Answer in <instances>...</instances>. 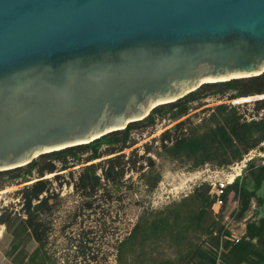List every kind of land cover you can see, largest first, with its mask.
I'll return each mask as SVG.
<instances>
[{"label": "water", "instance_id": "water-1", "mask_svg": "<svg viewBox=\"0 0 264 264\" xmlns=\"http://www.w3.org/2000/svg\"><path fill=\"white\" fill-rule=\"evenodd\" d=\"M262 73L264 0H0V171Z\"/></svg>", "mask_w": 264, "mask_h": 264}, {"label": "trees", "instance_id": "trees-1", "mask_svg": "<svg viewBox=\"0 0 264 264\" xmlns=\"http://www.w3.org/2000/svg\"><path fill=\"white\" fill-rule=\"evenodd\" d=\"M260 94H264V73L205 83L174 102L158 105L147 117L130 123L122 130L110 132L87 144L42 154L27 165L0 171V189L12 182L25 183L17 191L23 214L13 209H5L0 214V223L12 236L6 252L9 261L12 264H50V256L45 251L49 227L42 215L52 212L57 194L50 192L49 181L44 176L57 172L58 165L65 170L71 167V163L85 164L74 183L84 196L83 209L94 208L98 195H104L109 184L110 190L120 191L127 171L139 173V179L149 191H153L162 175L155 169V160L146 155L152 152V147L148 143L143 145L145 155L136 154L137 147L130 155L123 152L138 143L133 138L135 131L154 127L159 119H169L174 124L153 139L159 144L154 150L156 155L189 161L192 170L206 164L221 166L224 163L220 154L226 144L224 135L220 133L222 125L231 121L232 131L241 141H261L264 140V118L262 121L242 122V114L237 111L240 106L248 104L244 103L231 104L232 112L223 120L211 113L196 122L189 115L194 104L210 96L231 101ZM251 102L258 110H264V99ZM235 151L242 154L241 150ZM141 159L146 165L141 163ZM211 190L210 183H202L190 195L163 211H144L130 233L118 243V261L151 243L171 239L188 244L186 252L177 260L165 259L154 264H264V160L255 156L246 162L241 175L226 186L224 204L219 210L214 206ZM232 198L237 200L238 207L230 215L237 219L246 216L253 200L257 202L256 218L248 221L239 240L232 239L229 229L222 223L223 212ZM189 232H200L202 241H191L187 235ZM215 235H220L222 240L217 241ZM29 241L36 243L32 250L27 249ZM82 246L83 242L79 247Z\"/></svg>", "mask_w": 264, "mask_h": 264}, {"label": "rangeland", "instance_id": "rangeland-1", "mask_svg": "<svg viewBox=\"0 0 264 264\" xmlns=\"http://www.w3.org/2000/svg\"><path fill=\"white\" fill-rule=\"evenodd\" d=\"M248 99L242 98L237 101H244L241 104L248 103L240 106L237 111L242 114V122L262 121L264 110H258L251 102L252 100ZM231 104L232 101L228 99L210 96L195 103L189 115L196 122L211 113L219 120H223L224 117L228 118V113L232 112ZM173 124L169 119H159L154 127L135 131L133 138L138 143L123 151L130 155L137 147L136 154L145 155L143 145L148 143L152 147V152L146 155L155 160V169L162 175L161 181L153 191H149L144 182L139 179V173L127 171L120 191L110 190L109 184L107 192L102 196L98 195L94 208L83 209L84 196L76 189L74 183L85 164L71 163L69 164L71 167L65 170L58 165L57 172L46 173L44 178L49 181L50 192L57 194L52 212L42 215L49 227L45 251L50 256V264H154L165 259L177 260L186 252L188 244L161 239L157 244L151 243L134 254H127L120 262L117 259V245L130 233L144 211H163L190 195L202 183L216 182L218 184L219 181L230 178L233 174L240 172L251 157H261L264 160V140L241 141L233 133L231 121H228L222 125L220 131L226 141L225 149L220 154V160L224 164L221 166L206 164L192 170L189 161L171 160L164 155L158 156L154 153L159 144L153 139L159 137ZM235 149L241 150L242 154L238 155ZM141 163L146 165L142 159ZM99 173H101L100 170ZM24 184L12 182L0 189V214L5 209H13L23 214L17 191ZM256 204V200H253L252 207L246 216L237 219L232 217L230 212L238 207V202L235 198L228 201L223 212L222 223L227 225L232 237H241L248 221L256 218L254 216ZM215 211L218 212L217 209ZM187 235L191 241L201 242L203 239L200 232H189ZM215 238L219 242L222 240L220 235H215ZM11 239V233L4 224L0 223V264H12L6 256ZM81 242H83L82 248L79 247ZM35 244L34 241H29L27 249L32 250Z\"/></svg>", "mask_w": 264, "mask_h": 264}, {"label": "built area", "instance_id": "built-area-1", "mask_svg": "<svg viewBox=\"0 0 264 264\" xmlns=\"http://www.w3.org/2000/svg\"><path fill=\"white\" fill-rule=\"evenodd\" d=\"M242 98H249L248 100L255 101V100H259V99H264V94H260V95H256V96H250V97H242ZM242 98L231 100L232 104H241V102H244V101H241V102H236V101H238ZM246 102H247V100H246ZM251 158H249V159H251ZM243 166L245 167L246 164ZM236 176H238L237 173L233 174L230 178H227L224 181H219L218 184L216 182L210 183V185L212 187L211 193H212V196L215 198V205L214 206L217 209H218V207L221 208V206H223V204H224L223 196L225 194V188L229 183H231L232 179H234ZM226 227H227V225H226ZM244 233H243V235H244ZM230 236L232 239H235V240H239L242 237V236L239 238L236 236L232 237V233L230 234ZM219 264H221V263H219Z\"/></svg>", "mask_w": 264, "mask_h": 264}, {"label": "crops", "instance_id": "crops-1", "mask_svg": "<svg viewBox=\"0 0 264 264\" xmlns=\"http://www.w3.org/2000/svg\"><path fill=\"white\" fill-rule=\"evenodd\" d=\"M245 165V164H244ZM244 168V167H243ZM242 173V169L240 170V172H237V174H241ZM235 179V178H234ZM234 179H232V181L234 180ZM231 181V182H232Z\"/></svg>", "mask_w": 264, "mask_h": 264}]
</instances>
